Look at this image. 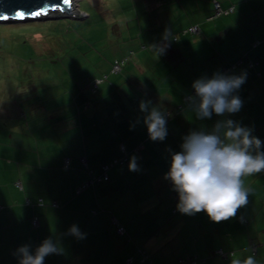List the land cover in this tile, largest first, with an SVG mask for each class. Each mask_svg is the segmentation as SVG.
I'll use <instances>...</instances> for the list:
<instances>
[{"label": "crops", "instance_id": "crops-1", "mask_svg": "<svg viewBox=\"0 0 264 264\" xmlns=\"http://www.w3.org/2000/svg\"><path fill=\"white\" fill-rule=\"evenodd\" d=\"M219 4L222 9L223 4ZM234 5L231 8L235 12ZM259 6L264 7L263 0ZM223 7L227 9L228 5ZM257 12L248 14L254 17ZM217 17L213 8L208 20L216 21ZM197 27L199 35L207 34L203 27ZM213 27L207 30L208 41L213 42L216 35L219 40L212 46L207 43L203 49L206 55L199 51L196 60L179 57L174 41L164 43L170 44L166 50L172 53H167L168 60L156 63L164 73L151 75V81L163 79L166 90L144 87L134 95L129 92L127 99L116 91L117 95L108 100H116L118 105H107L110 108L106 113L101 103L86 107L88 99L84 97L79 101L81 106L63 108L61 119L54 122L44 117L38 121L33 115L21 125L2 117L0 264H19L18 248L30 245L34 253L47 238L58 242L62 252L48 255L44 264H149L140 261L142 252L151 264H190L195 258L200 260L198 264H230L234 253L240 258L252 254L257 264H264V172L243 178L250 194L247 205L235 217L219 223L211 221L203 211L193 215L178 211V193L165 179L171 153L181 151L183 137L192 131L211 132L218 120L239 122L252 129L251 134L264 144V25L248 31L229 24ZM173 40L177 42L176 37ZM145 59L142 64L151 67L154 61ZM238 61L240 64L229 74L247 73L246 82L236 93L243 102L241 110L223 117L213 114L210 119H198L190 106L183 104L182 97L195 91V80L211 78ZM249 62L255 67L249 68ZM108 94L109 91L105 96ZM141 101H151L152 106L169 114L164 141L149 138L143 123L145 113L139 107ZM133 155L137 157L138 171L128 167ZM82 159L86 167L81 165ZM123 159L124 164L108 168L107 182L94 183L77 193L90 175L99 178L104 166ZM13 160L26 170L12 167ZM11 183L23 193L17 197L16 205L4 188ZM239 216L247 223L241 224ZM34 218L37 227L32 225ZM73 225L86 234L84 239L68 234ZM116 225L124 228V235L116 233ZM217 250L232 255L227 259L213 256Z\"/></svg>", "mask_w": 264, "mask_h": 264}, {"label": "rangeland", "instance_id": "rangeland-1", "mask_svg": "<svg viewBox=\"0 0 264 264\" xmlns=\"http://www.w3.org/2000/svg\"><path fill=\"white\" fill-rule=\"evenodd\" d=\"M215 1L228 5L227 9L233 7L231 4L237 8L211 21L208 15L212 14ZM261 1L71 0L70 8L80 16L78 18L54 15L42 20L0 22V121L4 117L24 125L30 116L37 115L38 121H43L44 117L54 122L61 119L63 108L77 107L84 97L92 105L101 103L106 113L109 106L118 105L116 100L112 103L108 100L111 95H117L116 91L127 99L130 93L134 95L144 87L166 90L163 79L155 83L151 80L153 74L164 73L163 67L156 63L168 60L167 53L172 52L166 50L165 54L156 56L154 46L174 41L178 46L175 51H180L179 57L196 60L199 51L205 53L203 49L207 43L212 46L219 40L216 35L212 37L213 42L208 41L209 28L229 24L237 30L248 31L264 25ZM223 6L222 10H227ZM247 11H258L253 15L256 22L253 13ZM197 25L207 34H182ZM145 58L155 63L146 68L142 64ZM124 59L121 70L111 74V63ZM105 76L106 80L92 95L89 83ZM108 91L110 94L105 96ZM100 96L103 98L98 101ZM7 146L10 148L9 141ZM13 162L12 167L26 170ZM4 188L16 205L22 189L14 183L5 184Z\"/></svg>", "mask_w": 264, "mask_h": 264}, {"label": "clouds", "instance_id": "clouds-1", "mask_svg": "<svg viewBox=\"0 0 264 264\" xmlns=\"http://www.w3.org/2000/svg\"><path fill=\"white\" fill-rule=\"evenodd\" d=\"M167 47L154 46V54H165ZM246 77V71L239 75L217 72L211 78L195 80V95L188 97V103L196 117L203 120L213 114L223 117L239 112L243 102L236 93ZM139 107L145 113L143 123L149 138L164 141L169 114L152 106L151 101H141ZM251 133L252 129L237 121L222 119L216 121L211 132L192 131L183 137L181 151L171 153L170 169L165 175L178 193V211L186 215L203 211L211 221L219 223L235 217L247 205L249 189L243 178L264 172V144ZM128 167L130 171L139 170L136 156L130 158ZM68 234L77 239L86 237L76 225L70 227ZM61 252L52 238L42 241L34 253L30 245L17 249L19 264H44L48 255ZM230 264H257V260L252 254L240 258L234 253Z\"/></svg>", "mask_w": 264, "mask_h": 264}, {"label": "water", "instance_id": "water-1", "mask_svg": "<svg viewBox=\"0 0 264 264\" xmlns=\"http://www.w3.org/2000/svg\"><path fill=\"white\" fill-rule=\"evenodd\" d=\"M71 0H0V22L42 20L54 15L80 17L70 8Z\"/></svg>", "mask_w": 264, "mask_h": 264}, {"label": "trees", "instance_id": "trees-1", "mask_svg": "<svg viewBox=\"0 0 264 264\" xmlns=\"http://www.w3.org/2000/svg\"><path fill=\"white\" fill-rule=\"evenodd\" d=\"M216 2V1H215ZM218 3V2H217ZM219 4V3H218ZM213 5H214V3H213ZM219 6H220V4H219ZM228 10V9H227ZM223 11V10H222ZM226 11V10H225ZM232 12H233V8H232ZM214 13H215V9H214ZM231 12H229V13H227V14H230ZM220 15H222V14H220ZM219 15V16H220ZM210 19V18H209ZM189 29V28H188ZM187 29V30H188ZM186 31V30H185ZM200 31V30H199ZM189 32H186V33H182V34H188ZM192 34V33H191ZM193 35H196V34H193ZM125 61H126V59H124V60H115L114 62H112L111 63V67H110V73L111 74H115L114 72H112V69H113V66H114V64H115V62H118V63H121V67H120V70H121V68H122V64H124L125 63ZM240 64V62L238 61L237 63H235V64H233V65H229V67H226V68H224V69H222V72L224 71V70H228V72H227V74H229L235 67H237L238 65ZM252 64V66H250ZM248 67L249 68H253V67H255V63H251V62H249L248 64ZM221 72V73H222ZM106 76L104 77V78H95V79H93L90 83H89V85H88V89L91 91V93H92V95H95L96 93H97V91H98V89H99V86H101L102 84H103V82L106 80ZM97 80H100V83L97 85V87L94 89V92H92V85H93V83H94V81H97ZM187 95H189V94H187ZM187 95H185V96H187ZM185 96H183L182 97V102H183V98L185 97ZM184 103V102H183ZM184 104H186V103H184ZM89 105H90V103L89 102H87V104H85V106L86 107H89ZM186 105H189V104H186ZM147 134H148V132H147ZM148 136H149V134H148ZM136 151H138V149H136ZM66 160H68V159H66ZM83 160V159H82ZM82 160H80L81 161V165L83 166V167H86V163H85V161H84V164H83V162H82ZM125 161H126V159H123V160H121V161H119V160H113L112 162H111V164L110 165H107V166H104L103 168H102V170H103V175L101 176V177H99V178H97V177H94V176H92V175H90V179H89V181H87V182H85L84 184H82V186H80V188L77 190V193L78 192H80L81 190H83V189H85L86 187H88L89 185H93L94 183H99V182H107L108 181V176H107V174H106V172H107V170H108V168L111 166V165H115V164H120V165H122V164H124L125 163ZM69 167V160H68V164L66 165L65 164V160H64V168L65 169H67ZM104 177H106V179H104ZM239 222L241 223V224H245V223H247V221L242 217V216H239ZM119 228H122L123 229V233L122 234H119L118 232H117V230L119 229ZM115 231H116V233L118 234V235H124L125 234V231H124V228L122 227V226H120V225H116V227H115ZM253 246V245H252ZM252 246L250 247L251 249H252ZM217 251H219V250H217ZM217 251H214L212 254H213V256H218V257H222L221 255H218L217 254ZM221 251V250H220ZM142 253H144V252H142ZM222 253L223 254H225V256L224 257H222L223 259H227L228 257H230L232 254H229V253H225V252H223L222 251ZM145 254V253H144ZM141 255V254H140ZM146 255V254H145ZM147 256V255H146ZM148 257V256H147ZM141 259H142V256H141ZM141 259H140V261H141ZM192 261H196L197 262V264H198V262L200 261V260H198L197 258H195V260H191V262H190V264L192 263ZM141 262H145V261H141ZM146 262L147 263H149V264H151V261H149V257H148V259L146 260Z\"/></svg>", "mask_w": 264, "mask_h": 264}, {"label": "built area", "instance_id": "built-area-1", "mask_svg": "<svg viewBox=\"0 0 264 264\" xmlns=\"http://www.w3.org/2000/svg\"><path fill=\"white\" fill-rule=\"evenodd\" d=\"M214 9H215V16H219L220 14H227L229 12H232V8H229L226 11H222V9L220 8V6H219V4L217 2H214ZM210 19H212V18H210ZM186 32H189V33H192V34H199L200 33L199 28L197 26H191L188 30L184 31V33H186ZM121 63L115 62L114 66H113V69H112V72H114V73L119 72L120 71V67H121ZM250 66H252V64ZM227 72H228V70H224L222 73L227 74ZM99 83H100V80L94 81V83L92 85V92H94V89L97 87V85ZM194 95H195V91L191 92L189 95H187V96H185L183 98V102L186 103V104H189L188 103V97L194 96ZM82 162L84 164V160H82ZM65 164L66 165L68 164V160H65ZM104 179H106V177H104ZM32 225H33V227H37L38 226V221H37L36 218H34L32 220ZM117 232L119 234H122L123 233V229L119 228L117 230ZM252 251L255 252V246H252ZM217 254L221 255L222 257L225 256V254H223L222 251H220V250L217 251ZM141 255H142L141 261H146L148 259V257L144 253H141ZM128 261H130V260H128ZM191 264H197V262L196 261H192Z\"/></svg>", "mask_w": 264, "mask_h": 264}]
</instances>
